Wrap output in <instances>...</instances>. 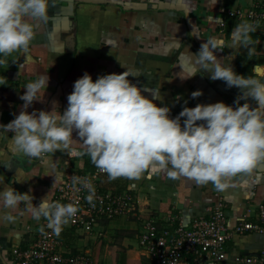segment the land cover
Masks as SVG:
<instances>
[{
	"label": "crops",
	"instance_id": "0c3cea01",
	"mask_svg": "<svg viewBox=\"0 0 264 264\" xmlns=\"http://www.w3.org/2000/svg\"><path fill=\"white\" fill-rule=\"evenodd\" d=\"M228 5V10L241 6L245 15L232 17L227 12ZM250 6V0H217L215 6L209 0H51V19L37 30L29 52L13 53L6 64L0 65V124L9 123L20 113L24 104L20 95L39 73L50 77L46 99L34 102L29 112L51 110L53 101L59 102L63 112L74 82L85 72L95 80L102 74L128 69L135 73L129 79L139 84L145 95L151 97L157 90L163 100L156 103L171 106L172 117L183 107L198 103L233 104L240 89L228 88L223 80H211L208 73L197 68L192 56L207 38H222L226 46L217 55L225 57L226 66L232 64L240 74L264 77V27L251 34L255 41L251 55L245 48L228 47L235 25L249 21L246 11ZM194 27L197 35H192ZM257 67H262L263 73L256 72ZM187 75L195 76L180 77ZM198 89L203 94L192 98V92ZM248 100L251 97L240 103ZM251 103L256 107L254 100ZM13 134L0 128V177L19 192H31L36 205L52 190L55 178L46 174H57L63 182L69 168L89 171L96 167L87 155L71 158L60 150L43 159L29 157L14 151ZM73 135L76 137L75 132ZM59 185L49 193L51 200ZM105 186L115 192L133 191L145 218L164 222L171 215L177 218L176 224L208 217L218 202L217 194L227 204L231 227L243 218L250 205L264 202V179L255 182L253 177L233 178L228 188L217 191L211 183L201 185L185 177L172 179L159 167L150 168L138 180L107 178ZM15 214L14 223L0 224V252L6 251L0 264H5V259L11 264L12 250L27 246L39 227V221L29 214ZM104 228V238L71 227L65 229L63 237L75 252H90L98 264H155L138 244V221L120 218L107 222ZM227 244V260L203 264H244L235 257L257 255L264 247V236L234 234Z\"/></svg>",
	"mask_w": 264,
	"mask_h": 264
},
{
	"label": "clouds",
	"instance_id": "9594fccd",
	"mask_svg": "<svg viewBox=\"0 0 264 264\" xmlns=\"http://www.w3.org/2000/svg\"><path fill=\"white\" fill-rule=\"evenodd\" d=\"M209 2L215 6L217 0ZM50 6L51 0H0V65L13 53L29 52L37 30L51 19ZM257 28L258 22L237 23L228 47L245 48L251 55L255 44L251 34ZM192 35H197L195 27ZM225 46L224 39L209 37L192 60L211 80H223L228 88L240 89L233 104L198 103L183 107L172 117L171 106L156 103L163 100L157 90L151 97L145 95L144 89L129 79L135 73L128 69L102 74L95 80L85 72L74 82L63 112L58 101H53L51 110L29 112L34 102L46 99L50 77L39 73L20 95L24 101L20 113L0 128L14 133V151L39 159L58 150L71 158L87 155L109 180H138L150 168L159 167L172 179L211 183L217 191L228 188L233 178L253 177L259 182L264 179V77L240 74L232 64L226 66L225 57L217 55ZM202 94L198 89L191 95L196 98ZM249 97L256 107L251 100L240 103ZM46 175L55 178L51 193L62 178ZM72 184L77 192L86 189V200L94 202L96 189L91 180L73 175ZM49 193L36 205L31 192H19L0 177V224L14 223L15 213L29 214L35 221L46 220V227L59 236L77 216L79 206L78 202L53 201ZM5 257L6 251L0 252V259ZM5 264L10 262L5 259Z\"/></svg>",
	"mask_w": 264,
	"mask_h": 264
},
{
	"label": "built area",
	"instance_id": "2783aa9c",
	"mask_svg": "<svg viewBox=\"0 0 264 264\" xmlns=\"http://www.w3.org/2000/svg\"><path fill=\"white\" fill-rule=\"evenodd\" d=\"M250 1L251 6L246 11L247 18L249 21L258 22V28H263L264 0ZM227 12L238 19L245 15L244 8L238 5L232 6ZM73 175L92 181L96 189L92 204L86 200V189L75 191ZM107 178V174L97 168L92 171L69 168L65 180L56 189L53 201L65 204L78 202L77 216L64 226L59 236L46 227V220L39 221V227L31 242L27 246L12 250L11 264H98L90 252H75L69 247L63 233L67 227H71L86 235L96 233L104 238L107 228L103 230V227L106 223L120 218L133 219L140 223L138 244L142 252L155 264H203L209 261L219 263L228 259L227 242L234 234L257 233L264 236V202L250 205L243 218L233 227L229 225L227 218V204L219 194L218 202L212 207L208 217L196 218L191 223L180 220L176 224L177 218L169 215L164 222H159L143 216L138 197L133 191L115 192L107 189ZM235 260L244 264H264V247L257 255L236 256Z\"/></svg>",
	"mask_w": 264,
	"mask_h": 264
},
{
	"label": "water",
	"instance_id": "95a60500",
	"mask_svg": "<svg viewBox=\"0 0 264 264\" xmlns=\"http://www.w3.org/2000/svg\"><path fill=\"white\" fill-rule=\"evenodd\" d=\"M255 71L261 74V73H263V68L257 67Z\"/></svg>",
	"mask_w": 264,
	"mask_h": 264
},
{
	"label": "trees",
	"instance_id": "16d2710c",
	"mask_svg": "<svg viewBox=\"0 0 264 264\" xmlns=\"http://www.w3.org/2000/svg\"><path fill=\"white\" fill-rule=\"evenodd\" d=\"M231 7V5H228L226 8H227V10H228V8H230ZM97 167H95V168H93V169H90L89 171H92V170H94V169H96Z\"/></svg>",
	"mask_w": 264,
	"mask_h": 264
}]
</instances>
